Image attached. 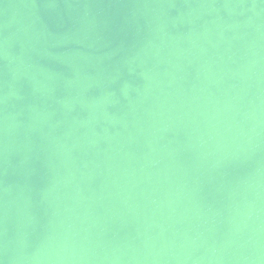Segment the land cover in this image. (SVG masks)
I'll list each match as a JSON object with an SVG mask.
<instances>
[{"label": "water", "instance_id": "95a60500", "mask_svg": "<svg viewBox=\"0 0 264 264\" xmlns=\"http://www.w3.org/2000/svg\"><path fill=\"white\" fill-rule=\"evenodd\" d=\"M0 264H264V0H0Z\"/></svg>", "mask_w": 264, "mask_h": 264}]
</instances>
